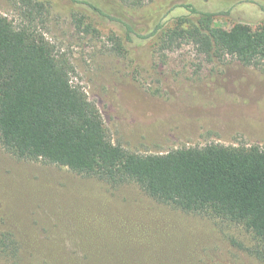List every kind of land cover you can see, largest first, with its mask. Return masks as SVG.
Returning <instances> with one entry per match:
<instances>
[{
    "label": "rangeland",
    "instance_id": "1",
    "mask_svg": "<svg viewBox=\"0 0 264 264\" xmlns=\"http://www.w3.org/2000/svg\"><path fill=\"white\" fill-rule=\"evenodd\" d=\"M42 1L48 12L40 29L69 55L75 82L98 105L114 143L141 154L211 143L264 147V66L209 56L192 42L162 46V29L136 35L158 24L174 27L184 16L197 20L187 5L215 13L214 26L259 30L264 0ZM0 13L21 22L12 0H0ZM75 15L96 31L79 29ZM0 230L27 246L28 260L263 264L249 252L256 241L240 225L159 202L135 182L114 186L20 159L1 142Z\"/></svg>",
    "mask_w": 264,
    "mask_h": 264
},
{
    "label": "trees",
    "instance_id": "2",
    "mask_svg": "<svg viewBox=\"0 0 264 264\" xmlns=\"http://www.w3.org/2000/svg\"><path fill=\"white\" fill-rule=\"evenodd\" d=\"M12 1L20 9L21 22L17 25L0 13L2 145L20 159L67 167L114 186L135 182L159 202L240 225L256 241L249 252L264 264V147L211 143L141 154L114 143L98 105L75 82L76 67L69 55L40 29L47 4ZM186 7L199 18L180 17L174 27L158 24L149 34L136 35L151 37L162 29V46L192 42L206 55L228 54L245 65L264 66V28L214 26L215 13ZM75 19L79 29L96 31L83 16ZM26 256L27 246L12 232L0 230V264L88 263L87 256Z\"/></svg>",
    "mask_w": 264,
    "mask_h": 264
}]
</instances>
